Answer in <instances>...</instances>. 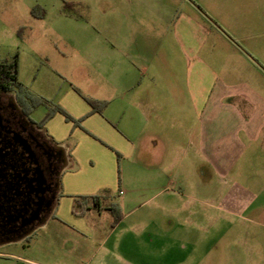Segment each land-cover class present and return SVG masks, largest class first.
I'll list each match as a JSON object with an SVG mask.
<instances>
[{"label": "crops", "instance_id": "crops-1", "mask_svg": "<svg viewBox=\"0 0 264 264\" xmlns=\"http://www.w3.org/2000/svg\"><path fill=\"white\" fill-rule=\"evenodd\" d=\"M68 3H77L80 14L72 20L82 33L64 34L73 40L63 53L70 62L63 67L64 83L36 120L52 109L43 129L66 158L62 195L51 215L62 216L66 226L91 241L104 216L111 226L99 241L114 239L111 253L90 260L77 255L63 264H128V204L137 200L164 207L173 218L185 212L190 227L183 241L194 246L206 244L203 230L213 225V210L222 220L236 216L264 226V77L255 60L240 51L238 80H220L207 57L216 46L210 38L223 31L210 24L218 11L220 18L252 26L244 36H262L264 29L255 23L264 22V0ZM82 85L100 91L87 98L79 91ZM106 86L112 92L106 93ZM91 101L99 102L97 109ZM56 106L72 120L53 111ZM168 148L174 151L168 168L180 162L189 174L165 183ZM189 176H197L204 191L187 187ZM174 183L178 190H168ZM165 191L167 205L159 200ZM76 198L82 206L74 210ZM112 207L122 214L116 223ZM193 230L198 237L191 236Z\"/></svg>", "mask_w": 264, "mask_h": 264}, {"label": "rangeland", "instance_id": "rangeland-1", "mask_svg": "<svg viewBox=\"0 0 264 264\" xmlns=\"http://www.w3.org/2000/svg\"><path fill=\"white\" fill-rule=\"evenodd\" d=\"M65 2L68 0H0V61H12L18 57V80L21 85L17 89L22 97L30 100L32 107H40L35 114L31 113L35 120L41 117L45 107L55 103L53 97L64 83L61 76L63 67H68L70 62L63 59V53H66L68 45L73 44V40L64 38V34L82 33V28L72 20L80 14L77 3L67 8ZM219 13L210 24L222 29L227 36L219 31L216 33L219 36L210 38L211 44L216 45L214 51L207 54L211 57L214 75L220 80L235 83L239 78L237 68L241 70L238 58L243 54L255 60L261 70L260 73L256 69L257 73L263 78L264 35L244 36L252 26H239L236 17L220 18ZM255 24L264 29V22ZM223 37L226 39L224 42ZM240 51L243 53H238ZM106 88V93L112 92L110 87ZM79 91L88 98L100 90L96 85H82ZM40 101L45 103L40 104ZM173 155V150L166 149L162 163L168 177L165 183L170 179L174 181L179 173L182 177L189 174L187 167L180 162L174 164V170L168 168ZM132 168L134 173L139 171L137 166ZM197 178L186 177L184 184L204 191L203 183ZM176 185L168 186V190H178ZM168 195L165 191L159 198L160 202L167 205ZM181 202L175 205H182ZM159 207L156 209L144 204L143 200L128 204V264H264L263 225L243 223L236 216L222 220L219 211L213 210V225L202 227L208 239L206 244L194 246L183 241L190 227L186 213L182 211L173 218L164 207ZM194 209L199 211L200 206L196 205ZM169 218L175 220L173 226L167 224ZM97 221L100 228L94 226L96 235L91 241L86 237L87 233L84 236L66 226L62 216L50 215L27 238L0 242V264H63L64 260L77 255L90 260L111 253L114 238L107 244L99 241L106 237L111 224H106L104 216ZM149 234H153V242ZM191 236L198 237L199 232L193 230Z\"/></svg>", "mask_w": 264, "mask_h": 264}, {"label": "flooded vegetation", "instance_id": "flooded-vegetation-1", "mask_svg": "<svg viewBox=\"0 0 264 264\" xmlns=\"http://www.w3.org/2000/svg\"><path fill=\"white\" fill-rule=\"evenodd\" d=\"M17 88L0 89V242L27 238L52 214L66 163Z\"/></svg>", "mask_w": 264, "mask_h": 264}, {"label": "trees", "instance_id": "trees-1", "mask_svg": "<svg viewBox=\"0 0 264 264\" xmlns=\"http://www.w3.org/2000/svg\"><path fill=\"white\" fill-rule=\"evenodd\" d=\"M72 3L65 2V7H69ZM18 72H19V65H18V57H15L12 61H0V89H11L12 87L16 86L19 87L21 83L18 80ZM45 101V100H43ZM45 102H41L40 104H44ZM94 108H98L99 102H93ZM34 107V105H33ZM53 111H59L62 114L65 115L66 119L72 120V117L61 107L56 106ZM52 115V111H49L42 120H40V125H44V123L47 121L48 118H50ZM96 197H94L95 199ZM81 199V198H80ZM83 199V197H82ZM82 206V203L79 201V199H75V208ZM113 216H114V223L118 222L122 218L121 212L116 208L110 209ZM77 212V211H76Z\"/></svg>", "mask_w": 264, "mask_h": 264}, {"label": "water", "instance_id": "water-1", "mask_svg": "<svg viewBox=\"0 0 264 264\" xmlns=\"http://www.w3.org/2000/svg\"><path fill=\"white\" fill-rule=\"evenodd\" d=\"M64 168V167H63Z\"/></svg>", "mask_w": 264, "mask_h": 264}]
</instances>
